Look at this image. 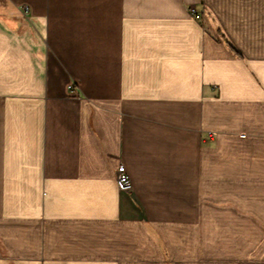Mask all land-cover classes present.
<instances>
[{"label":"crops","instance_id":"crops-1","mask_svg":"<svg viewBox=\"0 0 264 264\" xmlns=\"http://www.w3.org/2000/svg\"><path fill=\"white\" fill-rule=\"evenodd\" d=\"M261 34L264 0H0V264H264Z\"/></svg>","mask_w":264,"mask_h":264},{"label":"built area","instance_id":"built-area-1","mask_svg":"<svg viewBox=\"0 0 264 264\" xmlns=\"http://www.w3.org/2000/svg\"><path fill=\"white\" fill-rule=\"evenodd\" d=\"M23 10L27 13L29 11L27 6L23 7ZM191 13L197 18H201V14L198 13V11L192 7L191 8ZM212 137V135H211ZM115 181L117 184V187L120 191L123 192H131L133 190V183L131 180V177L123 163H120L119 166L116 169L115 173Z\"/></svg>","mask_w":264,"mask_h":264},{"label":"trees","instance_id":"trees-1","mask_svg":"<svg viewBox=\"0 0 264 264\" xmlns=\"http://www.w3.org/2000/svg\"><path fill=\"white\" fill-rule=\"evenodd\" d=\"M224 39H225L226 43L229 44V46H231V48L233 49L232 45H230V42L226 39V37H224ZM233 51H235V49H233ZM237 55L241 56L240 53H237Z\"/></svg>","mask_w":264,"mask_h":264},{"label":"rangeland","instance_id":"rangeland-1","mask_svg":"<svg viewBox=\"0 0 264 264\" xmlns=\"http://www.w3.org/2000/svg\"><path fill=\"white\" fill-rule=\"evenodd\" d=\"M256 36H257V38H258L259 36H260V37H261V36H264V34H261V35H256Z\"/></svg>","mask_w":264,"mask_h":264}]
</instances>
